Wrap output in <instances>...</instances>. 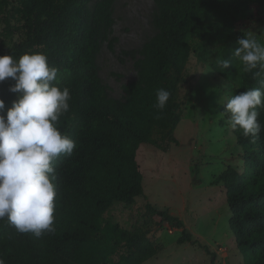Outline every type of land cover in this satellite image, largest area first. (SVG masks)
I'll return each instance as SVG.
<instances>
[{"label":"trees","instance_id":"obj_1","mask_svg":"<svg viewBox=\"0 0 264 264\" xmlns=\"http://www.w3.org/2000/svg\"><path fill=\"white\" fill-rule=\"evenodd\" d=\"M114 0H0V56L19 59L41 52L58 69L53 84L68 88L69 110L57 130L75 142L71 155L53 161L55 169L54 231L39 238L19 233L0 220V258L5 264H143L162 251L143 231L123 229L106 213L118 204L132 206L144 196L138 152L143 144L161 149L178 145L174 131L181 119L179 86L193 52L212 51L209 67L228 88L221 103L223 124H230L228 100L261 88L260 77L244 71L232 53L240 35L221 15L220 0H154L156 34L138 51L137 78L123 87L124 100L107 98L99 77L97 55L112 32ZM115 38L109 40L113 50ZM229 62L224 69L220 61ZM11 78L0 82L5 115L18 94ZM159 89L170 92L163 109L155 107ZM264 91V88L261 89ZM226 93V92H225ZM261 132L245 136L232 128L245 163L241 172L228 167L215 180L226 191L229 228L243 264H264V108H257ZM147 209L161 221L183 228L166 209ZM194 242L185 229L177 245ZM117 257V260L115 259Z\"/></svg>","mask_w":264,"mask_h":264},{"label":"rangeland","instance_id":"obj_2","mask_svg":"<svg viewBox=\"0 0 264 264\" xmlns=\"http://www.w3.org/2000/svg\"><path fill=\"white\" fill-rule=\"evenodd\" d=\"M97 1L90 0V7ZM220 2L222 17L240 39L251 31L264 44V0ZM156 13L154 0H114L112 32L101 42L96 61L112 101L122 102L123 87L136 80L135 61L141 47L157 32ZM111 38H115L113 50L109 48ZM200 52L192 53L179 86L181 119L174 131L178 145L168 140L161 143V149L141 145L137 161L144 196L130 207L118 204L105 215L125 230L145 232L162 248L157 257L143 264H243L229 228L226 191L215 180L228 167L241 172L245 163L232 127L221 122L219 106L226 102L228 88L209 67L212 51H205L204 59ZM147 205L166 209L183 222V228L161 221ZM182 229L209 252L198 244L177 245Z\"/></svg>","mask_w":264,"mask_h":264},{"label":"clouds","instance_id":"obj_3","mask_svg":"<svg viewBox=\"0 0 264 264\" xmlns=\"http://www.w3.org/2000/svg\"><path fill=\"white\" fill-rule=\"evenodd\" d=\"M237 41L233 55L250 72L259 67L261 88L249 89L232 96L226 109L230 124L243 134L255 138L262 125L257 108H264V44L255 34ZM224 69L229 62L220 61ZM58 69L48 65L41 52L25 53L18 60L12 55L0 56V82L11 78L15 83L9 91L18 94L5 115H0V220L14 226L19 233H33L39 238L45 231H54L53 212L55 169L53 161L61 154L71 155L75 142L62 135L56 127L60 117L69 110L70 93L53 84ZM170 92L159 89L155 107L163 109ZM5 103L0 100V112ZM0 264H5L0 258Z\"/></svg>","mask_w":264,"mask_h":264}]
</instances>
